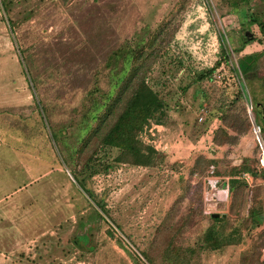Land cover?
I'll return each instance as SVG.
<instances>
[{
	"label": "rangeland",
	"instance_id": "1",
	"mask_svg": "<svg viewBox=\"0 0 264 264\" xmlns=\"http://www.w3.org/2000/svg\"><path fill=\"white\" fill-rule=\"evenodd\" d=\"M245 31L263 41H251L240 52ZM155 35L160 55L147 80L168 106L151 121L157 125L153 135L149 125L140 135L157 149L154 165L113 164L106 170L104 163L117 153L108 147L97 148L85 165L88 152L81 145L94 124L95 101L124 72L120 57ZM245 53L257 63L249 82L237 71ZM216 61L211 77L198 80ZM241 84L244 96L264 107V0H0L4 264H151L143 252L164 244L161 232L170 221L178 224L170 227L175 243L191 246L212 213L240 227L238 219L256 206L263 215L260 228H242L239 243L190 259L241 264L243 254L264 242V171L250 128L235 143L213 142L222 124L220 108L231 105L247 114L245 97L236 95ZM202 156L217 173L190 174ZM241 163L263 176L252 185L239 179L246 190L234 213L228 187H209L207 178H236L230 168Z\"/></svg>",
	"mask_w": 264,
	"mask_h": 264
},
{
	"label": "trees",
	"instance_id": "2",
	"mask_svg": "<svg viewBox=\"0 0 264 264\" xmlns=\"http://www.w3.org/2000/svg\"><path fill=\"white\" fill-rule=\"evenodd\" d=\"M255 40L259 43L263 41L250 31L243 32L242 43L237 50L243 51L245 45ZM160 45L161 40L155 35L147 41V44L139 42L134 49H129V55L124 53L121 56L122 53L119 52L115 54V57L121 56L120 58L126 61L127 66L122 67L124 72L117 76L114 89L104 94L103 100L94 103L91 113L94 124L89 129L81 145V150L86 148L88 152L85 165L92 162L97 148L104 147L114 148L117 151L111 164L104 163L103 167L106 170L113 164H130L142 167L154 165L157 150L150 143L143 141L140 135L151 120L155 122L159 120L164 108L168 106L166 98L161 96L159 90L151 86L147 80L151 64L160 55L157 48ZM146 46L148 49H146ZM224 53L227 62V51H224ZM164 54L166 55V52ZM219 63V61H216L211 68L199 73L198 80L211 77L212 72L219 66ZM237 71L246 82L251 81L256 76L257 63L252 53H245L240 56L237 62ZM245 94V88L241 84L236 91V95L242 100ZM220 110L222 111L220 115L222 124L216 129L213 142L216 145L235 143L250 128L247 114L243 115L236 112L231 108V105L220 108ZM253 113L256 122L262 127L264 136V107L254 101ZM212 162L206 157H199L190 170V174L195 173L202 178L208 173H217L218 171L214 170ZM210 167L213 169H210ZM92 168V172L97 171L94 167ZM260 169L263 170L259 172L264 171V168ZM242 170L250 171L255 177L263 176L262 173H257L256 170L251 171L244 163L230 168V172L235 173ZM245 187L238 178L230 177L228 180V190L232 199L231 211L234 213L239 212L246 190ZM84 189L87 195L93 198V193L86 187ZM179 199L176 200L174 206ZM96 205L101 211L106 212L102 201L96 202ZM168 215H171V212ZM208 221V225L204 228L202 234L191 246H182L175 243L176 238H173L170 232L172 228L170 227L178 224L170 221L169 228L160 231L162 234L164 232L163 235L166 238L164 244L152 247L150 252H143L145 258L151 264H190V259L198 251H217L225 246L239 243L242 235L241 229H248L249 226L252 228L259 227L263 221V215L258 207L251 206L247 215L242 219H238L240 227L231 224V219L227 215H209ZM260 236H264L263 231H260ZM260 247L264 250V242H260L259 245L254 244L249 252L243 254L241 264H264V259H261L262 250Z\"/></svg>",
	"mask_w": 264,
	"mask_h": 264
},
{
	"label": "built area",
	"instance_id": "3",
	"mask_svg": "<svg viewBox=\"0 0 264 264\" xmlns=\"http://www.w3.org/2000/svg\"><path fill=\"white\" fill-rule=\"evenodd\" d=\"M245 107L247 111V116L248 120L250 122V132L253 136L255 146L257 148L258 152V165L260 168H264V136L262 133V127L259 123L256 122L255 116L253 113V103L250 99L245 98ZM205 110L202 108L200 113H204ZM202 115L199 116V120H202ZM152 121V120H151ZM149 122V128L148 126L145 127L143 132L148 128V131L152 134V129L156 128V125H154L152 122ZM153 135V134H152ZM147 143H150L155 149V145H153L151 142L148 140L145 141ZM157 150V149H156ZM236 178L240 179L241 181L245 182L247 185H252L254 183V177L249 171H240L237 175Z\"/></svg>",
	"mask_w": 264,
	"mask_h": 264
},
{
	"label": "crops",
	"instance_id": "4",
	"mask_svg": "<svg viewBox=\"0 0 264 264\" xmlns=\"http://www.w3.org/2000/svg\"><path fill=\"white\" fill-rule=\"evenodd\" d=\"M157 126V125H156ZM158 128V127H157ZM243 171V170H242ZM251 173V172H250ZM252 174V173H251ZM253 175V174H252ZM253 177H255L254 175H253ZM256 181H257V178H256ZM207 185L209 186V187H214V186H217V184L219 183V182H221L222 184H225L227 187H228V179L227 178H221V177H217V176H214V175H211V176H209L208 178H207ZM258 185H260V184H258ZM262 226V223H261V225L259 226V227H256V228H260ZM4 262H6L5 261V255H4V253L0 250V264H4Z\"/></svg>",
	"mask_w": 264,
	"mask_h": 264
},
{
	"label": "water",
	"instance_id": "5",
	"mask_svg": "<svg viewBox=\"0 0 264 264\" xmlns=\"http://www.w3.org/2000/svg\"><path fill=\"white\" fill-rule=\"evenodd\" d=\"M211 215H212V216H220L219 213H212ZM222 215H223V214H222Z\"/></svg>",
	"mask_w": 264,
	"mask_h": 264
}]
</instances>
